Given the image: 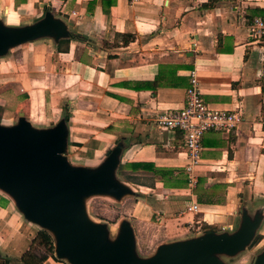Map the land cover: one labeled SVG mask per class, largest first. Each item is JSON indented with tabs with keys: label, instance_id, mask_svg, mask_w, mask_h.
I'll use <instances>...</instances> for the list:
<instances>
[{
	"label": "crops",
	"instance_id": "obj_1",
	"mask_svg": "<svg viewBox=\"0 0 264 264\" xmlns=\"http://www.w3.org/2000/svg\"><path fill=\"white\" fill-rule=\"evenodd\" d=\"M46 15L64 26L65 36L39 38L0 57L3 124L14 126L23 113L33 128L48 129L67 111L70 165L97 168L119 146V164L153 163L170 173L165 183L154 181V198L138 199L134 214L159 226L182 219L186 233L169 237L170 225L154 241L134 230L136 250L152 255L162 244L198 237L193 230L204 232L205 225L233 233L245 214L260 218L253 259L263 252L264 41L250 37L247 24L264 18V0H0L6 27L30 26ZM191 71L209 108L237 109L242 121L229 132L205 133L199 165L189 174L182 134L158 128L156 120L183 106ZM195 193L223 202L204 205ZM0 198V264H20L42 229L1 190ZM193 203L199 212L185 211ZM64 261L53 249L43 264Z\"/></svg>",
	"mask_w": 264,
	"mask_h": 264
},
{
	"label": "water",
	"instance_id": "obj_2",
	"mask_svg": "<svg viewBox=\"0 0 264 264\" xmlns=\"http://www.w3.org/2000/svg\"><path fill=\"white\" fill-rule=\"evenodd\" d=\"M65 33L50 15L21 28L0 23V57L12 47ZM66 139L64 120L52 128L35 129L19 113L14 126L0 125V190L27 221L51 236L57 259L68 264H225L218 256L234 257L252 242L260 218L245 214L233 233L207 229L198 237L162 244L147 258L137 256L133 228L127 222L110 242L106 227L89 220L85 199L108 195L119 200L132 193L117 178L121 149L109 151L97 168L74 167L64 156ZM251 264H264V251Z\"/></svg>",
	"mask_w": 264,
	"mask_h": 264
},
{
	"label": "rangeland",
	"instance_id": "obj_3",
	"mask_svg": "<svg viewBox=\"0 0 264 264\" xmlns=\"http://www.w3.org/2000/svg\"><path fill=\"white\" fill-rule=\"evenodd\" d=\"M14 116L17 117L16 112ZM2 118L4 121H2ZM6 119V115H2L1 112L0 125L7 124L8 121ZM71 163L76 165V163L73 161ZM121 166L123 165L119 164L118 168ZM124 172L128 178L125 176H120L118 174V170L117 178L120 177L119 179L124 180L122 182L132 191L130 195H126L119 200L108 195H93L85 199V207L89 220L94 224L104 225L106 227L108 234L107 239L110 242L117 238L121 225L124 222H127L129 225H131L133 231L135 230L137 233L141 234V238L145 239L147 237L154 241L159 238L162 231L169 229L168 226L170 225L171 232L169 231L168 233L169 237H177L182 233H186L182 219H167V222L163 223V226H159L153 217H149L147 222H137V214H134V211L136 210V203L141 197L147 199V201L154 198L153 196L155 193L153 194V191L150 190L155 188L154 178H152L151 174L145 173L133 175L127 169ZM159 188L161 189L160 186ZM148 194H151L152 196ZM11 207L13 208V204H11ZM193 233H201L200 235H202L204 232H202L201 228L200 230L199 228H195ZM254 247L255 246L251 244L244 252H241L234 257L218 256V259H220L225 264H250L252 263L256 252ZM136 252L137 256L140 258H147L151 256L149 249H143V251L138 249Z\"/></svg>",
	"mask_w": 264,
	"mask_h": 264
},
{
	"label": "built area",
	"instance_id": "obj_4",
	"mask_svg": "<svg viewBox=\"0 0 264 264\" xmlns=\"http://www.w3.org/2000/svg\"><path fill=\"white\" fill-rule=\"evenodd\" d=\"M123 1L133 3L137 0ZM247 29L250 37L264 41V18L253 17L248 22ZM241 121L242 116L237 109L219 110L209 108L201 99L196 73L191 71L190 86L185 90L183 106L160 115L156 120V124L158 128L164 131L182 134L186 155L184 170L192 174L200 162L203 135L207 132H229L235 129ZM185 211L199 212V206L197 203H193L187 206Z\"/></svg>",
	"mask_w": 264,
	"mask_h": 264
},
{
	"label": "trees",
	"instance_id": "obj_5",
	"mask_svg": "<svg viewBox=\"0 0 264 264\" xmlns=\"http://www.w3.org/2000/svg\"><path fill=\"white\" fill-rule=\"evenodd\" d=\"M212 2H208L204 5L205 8L211 7ZM67 49V48H66ZM0 113H1V107H0ZM69 119V114L67 111H65L64 114V121L67 123ZM129 170L130 173L133 175L138 173H145V174H151L152 178H154V181H160L162 183H165L166 180H169L172 178L171 174L168 173L165 170L156 168L153 163H147V162H132L127 163L120 168H118V174L120 176H125L128 178V176L125 174V170ZM134 177V176H133ZM184 180V179H183ZM185 180L187 181L188 178L185 177ZM200 183V180L196 181L195 188L198 187V184ZM197 197V201L204 205H213V204H220L223 202V200H219L216 197L212 195H207L205 193H195ZM214 197V198H213ZM3 202L0 198V207L3 208ZM210 228L209 226H203V229L206 230ZM212 229V228H211ZM260 240V237H258L254 245L257 244ZM53 240L51 236L44 230H40L36 237L31 241L30 247L27 251L23 253V255L20 258V264H43V262L52 255L53 253ZM3 264H6L4 261Z\"/></svg>",
	"mask_w": 264,
	"mask_h": 264
}]
</instances>
